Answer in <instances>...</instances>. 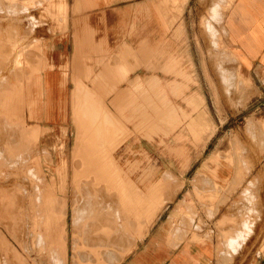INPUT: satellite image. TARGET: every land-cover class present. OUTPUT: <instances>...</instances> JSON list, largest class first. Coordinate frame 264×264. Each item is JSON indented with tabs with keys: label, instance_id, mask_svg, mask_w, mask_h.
<instances>
[{
	"label": "rangeland",
	"instance_id": "1",
	"mask_svg": "<svg viewBox=\"0 0 264 264\" xmlns=\"http://www.w3.org/2000/svg\"><path fill=\"white\" fill-rule=\"evenodd\" d=\"M54 1L0 0V264H19L17 256L21 264H171L150 244L158 229L171 248L181 241L209 245L213 255L202 264H264V68L240 67L237 92L225 85L218 67L223 59L204 24L212 19L214 0H161L156 19L140 13L143 18L131 23L130 42L144 49L129 54L130 74L137 75L130 83L134 100L125 106L128 111H119L112 157L144 193L167 172L175 188L182 185L153 221L152 211L163 203L146 197L145 236L131 227L134 238L116 241L111 235L120 223L113 220L128 212L125 199L93 178L82 163L89 157L75 151L80 131L74 95L81 85L71 96L72 111L60 117L45 111L41 73L67 71L66 49L73 44L72 36L56 34L73 27L69 5L60 12ZM233 1H225L227 18ZM135 29L143 32L138 41L131 34ZM214 33L220 50L236 54L227 33ZM153 75L161 80L150 83ZM167 83L168 94L161 86ZM188 96L196 103L189 104ZM172 111L188 117L180 112L177 122L162 115ZM214 152L217 161L211 160ZM87 199L110 203L76 213ZM193 234L199 241L191 240Z\"/></svg>",
	"mask_w": 264,
	"mask_h": 264
},
{
	"label": "crops",
	"instance_id": "2",
	"mask_svg": "<svg viewBox=\"0 0 264 264\" xmlns=\"http://www.w3.org/2000/svg\"><path fill=\"white\" fill-rule=\"evenodd\" d=\"M171 1L176 3L179 0ZM225 1L228 0L213 1L210 7L212 19L210 17L206 18L204 24L212 38V43L217 44L219 54L223 59L218 65L223 81L227 87L233 88L237 92L243 81L240 67L247 70L264 68V0H234L228 18L227 12L223 9ZM54 2L60 4L58 6L60 12H64L66 5H69L67 19L73 21V27L67 28L63 32L59 31L56 34L72 36L73 44L71 49H66L67 52H70L67 60L69 67L67 71L52 68L44 75L41 73V95L44 94L45 90L47 93L48 109L45 111H58L59 117L61 111H72L70 107L71 96L75 91L76 84L81 85L74 95L77 109L76 121L80 131L75 144V151L77 153L83 152L89 157V159L83 161L84 167L89 164L87 168L94 175L93 178L101 179V182L108 184L106 187L111 186L121 192L128 211L134 212L132 218H130L127 211L121 212L114 219L115 223L120 224L115 226V233L111 235L113 241L125 237L130 238L133 237L129 233L131 227H137L140 233L146 228V197L154 196L158 198V202L162 201L163 203L159 206V211L157 208L152 211L150 221H153L155 215H158L162 210L167 198L168 200L171 199L182 185L180 184L175 188V185L171 183L173 176L170 172H167L160 180L152 183L147 192L144 193L128 176H123V170L112 157V150L115 146L114 141L118 137L115 135V131L121 129L119 127V116L122 114L119 111H128L125 106L128 101L131 104L134 100V96L130 95V83L131 80H135L134 78L137 75L135 73L130 74L129 54L130 51L136 52L144 49L140 42H130L131 23L135 22L136 25L137 21L143 18L140 13L143 15L149 14L151 19H156L158 17L157 7L161 0H55ZM215 30H218L220 35L223 32L228 34L229 42L237 55L235 53L228 55L224 50H220L222 42L218 38L219 35L216 36V33H214ZM131 34L138 41V36L143 35V32L135 29ZM83 52H88V54ZM84 58L89 59L88 62L85 61L88 66L83 64ZM174 59L173 55L169 58L170 61H174ZM172 66H174V62H172ZM87 67H89V71H87ZM179 71L184 72L183 69H179ZM75 77L78 79L77 82H74ZM153 80L160 81L161 77L153 75L149 79L150 83ZM175 83L179 82L176 80ZM169 85V83L162 84V91H166L168 94ZM184 85L187 88V85ZM186 100L192 105L196 103V98L191 96L186 97ZM180 112L185 119L188 117L186 111H172L162 113V115L173 117L178 122ZM193 124V121L189 122L192 129L194 128ZM140 126H142V122ZM213 130L215 129L213 128ZM125 132L129 136L132 135L133 130L128 128ZM218 157V153L214 152L211 160L217 161ZM60 166L62 167V165ZM239 172H241L240 168ZM58 173L63 176V167ZM166 179L170 180L168 185H165ZM73 183L76 188L77 181L74 180ZM165 189L167 191L164 192ZM163 194L167 196L163 197ZM91 200L81 201L82 207H79V212L82 215L83 213H91L95 204L98 208L99 204L106 203L108 205L110 203L106 200L102 203L93 200V203ZM75 203L77 204L78 201H75ZM89 203L90 205H88ZM107 211L110 212L109 207ZM114 211L116 212L112 209L115 214ZM79 212L76 211V213ZM122 224H126L124 228ZM162 227H165V225ZM162 233V229H158L150 244H153L155 251H158L157 253L162 254L159 259L164 260V262L170 259L171 264H202L213 255L214 251H211L209 245L206 244L181 241L178 246L171 248L161 237ZM142 235L145 236V230ZM192 238H190L192 241H199L194 240L196 238L195 234L192 235Z\"/></svg>",
	"mask_w": 264,
	"mask_h": 264
},
{
	"label": "bare ground",
	"instance_id": "3",
	"mask_svg": "<svg viewBox=\"0 0 264 264\" xmlns=\"http://www.w3.org/2000/svg\"><path fill=\"white\" fill-rule=\"evenodd\" d=\"M222 17V16H221ZM217 19V18H216ZM220 22V21H219ZM222 22V21H221ZM211 24V23H210ZM211 26V25H210ZM213 29V28H212ZM219 38V37H218ZM214 40V39H213ZM92 123V122H91ZM86 126V125H85ZM84 126V127H85ZM88 129V128H87ZM91 129V128H90ZM89 130V129H88ZM12 131V130H11ZM85 132V131H84ZM94 132H96V131H94ZM93 132V133H94ZM12 134V133H11ZM92 135V134H91ZM90 135V136H91ZM3 136H4V134H3ZM15 136V135H14ZM4 138V137H3ZM20 138V137H19ZM16 142V141H15ZM90 143V142H89ZM10 144V143H9ZM95 144V143H94ZM13 145V144H12ZM96 145V144H95ZM8 146V145H7ZM11 146V145H10ZM16 146V145H15ZM13 147V146H12ZM89 147V146H88ZM18 148H19V146H18ZM25 148V147H24ZM97 148V147H96ZM4 152V151H3ZM2 152V153H3ZM11 152V151H10ZM2 153H1V155H2ZM94 153V152H93ZM78 154V153H77ZM12 155V154H11ZM7 159V158H6ZM2 161V160H1ZM6 161V160H5ZM4 161V162H5ZM84 161V160H83ZM99 161V160H98ZM82 163H84V162H82ZM98 163V162H97ZM96 163V164H97ZM9 164V163H8ZM86 164V163H85ZM105 164V163H104ZM2 165V164H1ZM88 166H89V164H87ZM86 165V167L85 168H87L88 166ZM9 167V166H8ZM100 167H102V166H100ZM90 168V167H89ZM93 168V167H92ZM106 168V167H105ZM74 169V168H73ZM91 169V168H90ZM104 169V168H103ZM94 171V170H93ZM104 171V170H103ZM106 171V170H105ZM95 172V171H94ZM1 173V172H0ZM105 173V172H104ZM96 174V173H95ZM104 178V177H103ZM96 179V178H95ZM110 179V178H109ZM74 180L75 181H77V178L75 179V176H74ZM93 180V179H92ZM99 181H101V179L99 180ZM105 181H107V180H105ZM110 182H111V180H110ZM76 183V182H75ZM78 183V182H77ZM91 183H92V181H91ZM106 183H108V181L106 182ZM74 184V183H73ZM85 184V183H84ZM111 184V183H110ZM75 185V184H74ZM80 185H82V184H80ZM98 186V185H97ZM96 186V187H97ZM93 187V186H92ZM74 188H75V186H74ZM101 188V187H100ZM100 188H98V189H100ZM103 188V187H102ZM77 189V188H76ZM90 189V188H89ZM108 189V188H107ZM81 190V189H80ZM88 190V189H87ZM42 191V190H41ZM77 191V190H76ZM95 192H96V190H94ZM101 191V190H100ZM93 192V191H92ZM98 192V191H97ZM105 195H106V193H105ZM39 196V195H38ZM107 197H108V195H107ZM110 197V196H109ZM103 199V198H102ZM38 200V199H37ZM89 200H91V199H89ZM105 200V199H104ZM109 200V199H108ZM91 201H93V200H91ZM38 202V201H37ZM43 202V201H42ZM85 202V201H84ZM79 203V202H78ZM83 203V202H82ZM88 203V202H87ZM92 203V202H91ZM93 203H94V201H93ZM92 203V204H93ZM81 204V203H80ZM86 204V203H85ZM0 205H1V200H0ZM41 205H43V204H41ZM51 205V204H50ZM88 205H90V203L88 204ZM100 205V204H99ZM7 206H8V204H7ZM52 206H53V204H52ZM60 206V205H59ZM94 206V205H93ZM95 206H96V204H95ZM1 207H2V205H1ZM10 207V206H9ZM17 207V206H16ZM37 207V206H36ZM54 207V206H53ZM89 207V206H88ZM101 207V206H100ZM104 207H105V205H104ZM6 208V207H5ZM55 208V207H54ZM90 208V207H89ZM94 209L96 208V207H93ZM117 208V207H116ZM17 209V208H16ZM15 209V210H16ZM49 209V208H48ZM51 209V208H50ZM86 209H87V207H86ZM92 209V208H91ZM103 209H105V208H103ZM113 209H115V208H113ZM126 209V208H125ZM3 210V209H2ZM107 210H108V208H107ZM8 211H10V210H8ZM12 211V210H11ZM44 211V210H43ZM42 211V212H43ZM80 210H78V212H79ZM87 211H89V210H87ZM92 211V210H91ZM110 211L112 212V210L110 209ZM118 211V210H117ZM115 212V211H114ZM129 212V211H128ZM4 213V212H3ZM11 213V212H10ZM14 213V212H13ZM50 213V212H49ZM89 213V212H88ZM116 213V212H115ZM134 213V212H133ZM132 213V214H133ZM8 214H9V212H8ZM105 214V213H104ZM126 214V213H125ZM131 214V215H132ZM12 215V214H11ZM15 215V214H14ZM42 215V214H41ZM77 215V214H76ZM83 215H84V213H83ZM134 215V214H133ZM5 217L7 216V215H4ZM4 216H3V218H4ZM88 216V215H87ZM90 216V215H89ZM88 216V217H89ZM122 216V215H121ZM121 216H120V218H121ZM124 216V215H123ZM127 216V215H126ZM136 216V215H135ZM8 217V216H7ZM16 217V216H15ZM41 217V216H40ZM86 217V216H85ZM104 217V216H103ZM128 217V216H127ZM133 217V216H132ZM1 218V217H0ZM42 218V217H41ZM44 218V217H43ZM90 218H92V216L90 217ZM95 218V217H94ZM123 218V217H122ZM129 218V217H128ZM137 218H139V217H137ZM136 218V219H137ZM14 219V218H13ZM80 219H81V217H80ZM98 219H99V217H98ZM110 218H108V220H109ZM124 219V218H123ZM17 221V220H16ZM86 221H87V219H86ZM104 221V220H103ZM109 221H111V220H109ZM109 221H107V222H109ZM114 221V220H113ZM128 221V220H127ZM139 221V220H138ZM137 221V222H138ZM3 222V221H2ZM4 222H5V220H4ZM15 222V221H14ZM18 222V221H17ZM41 222V221H40ZM116 222V221H115ZM140 222H141V219H140ZM112 223V222H111ZM106 224V223H105ZM127 224H128V222H127ZM134 224V223H133ZM110 225H112V224H110ZM123 225V224H122ZM122 225H120V226H122ZM124 225H126V224H124ZM124 225L122 226L123 228H124ZM16 226H17V224H16ZM92 226V225H91ZM133 226V225H132ZM137 226V225H136ZM138 226H139V224H138ZM14 227V226H13ZM84 227V226H83ZM112 227H114V226H112ZM129 227H130V225H129ZM16 228H18V227H16ZM97 228H99V227H97ZM105 228V227H104ZM89 229V228H88ZM91 229V228H90ZM100 229V228H99ZM124 230V229H123ZM12 231H14V229L12 230ZM16 232H17V230H16ZM16 232H14L13 234L15 235V233ZM94 232V231H93ZM123 234V233H122ZM126 234V233H125ZM128 234V233H127ZM35 235V234H34ZM38 235V234H37ZM129 235V234H128ZM2 236V235H1ZM41 237V239H42V234L40 235ZM91 236V235H90ZM114 236V235H113ZM84 237V236H83ZM85 237H86V235H85ZM21 238V237H20ZM107 238H109V237H107ZM36 239V238H35ZM48 239V238H47ZM105 239V238H104ZM120 239V238H119ZM4 240V239H3ZM115 241V240H114ZM41 242V241H40ZM44 242V241H43ZM42 242V243H43ZM45 243V242H44ZM48 243V242H47ZM75 243V242H74ZM23 244V243H22ZM100 245V244H99ZM24 247V246H23ZM5 248V247H4ZM46 248V247H45ZM2 249V248H1ZM79 249V248H78ZM51 250V249H50ZM90 250V249H89ZM88 250V251H89ZM2 251V250H1ZM3 251H6V250H4L3 249ZM47 251V250H46ZM52 251L54 252V250L52 249ZM91 251V250H90ZM93 251V250H92ZM81 252V251H80ZM107 252V251H106ZM3 253H5V252H3ZM48 253H50L49 251H48ZM7 254V253H6ZM83 254V253H82ZM47 255H49V254H47ZM64 255V254H63ZM78 255V254H77ZM83 255H85V254H83ZM16 256H17V254H16ZM81 256V255H80ZM92 256H94V255H92ZM6 257V256H5ZM51 258H53L52 256H50ZM82 258H83V256H81ZM95 257H96V255H95ZM46 258V257H45ZM97 258H98V256H97ZM16 259V262L17 263H19V264H21V262L18 260V256L15 258ZM48 259V258H47ZM80 259V258H79ZM84 259V258H83ZM82 259V260H83ZM10 260V259H9ZM81 260V261H82ZM90 260V259H89ZM93 260H95V259H93ZM104 260V259H103ZM2 261V260H1ZM85 261V260H84ZM83 262V261H82ZM96 262V261H95ZM113 262V261H112ZM12 262H10V264H11ZM15 263V262H14ZM41 263V262H40ZM87 263V262H86ZM91 263V262H90ZM98 263H99V261H98ZM74 264H76V263H74ZM83 264H84V262H83Z\"/></svg>",
	"mask_w": 264,
	"mask_h": 264
}]
</instances>
